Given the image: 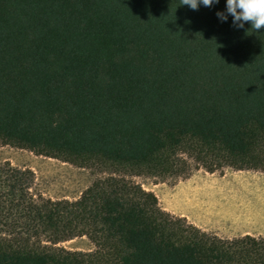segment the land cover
<instances>
[{
    "label": "trees",
    "instance_id": "trees-1",
    "mask_svg": "<svg viewBox=\"0 0 264 264\" xmlns=\"http://www.w3.org/2000/svg\"><path fill=\"white\" fill-rule=\"evenodd\" d=\"M0 0V142L108 167L73 200L0 162V264H264V236L221 237L116 172L264 168V29L224 0ZM86 235L89 251L60 242Z\"/></svg>",
    "mask_w": 264,
    "mask_h": 264
},
{
    "label": "rangeland",
    "instance_id": "rangeland-1",
    "mask_svg": "<svg viewBox=\"0 0 264 264\" xmlns=\"http://www.w3.org/2000/svg\"><path fill=\"white\" fill-rule=\"evenodd\" d=\"M9 161L34 173L32 192L50 199L73 200L91 182L111 173L108 167L79 166L61 159L0 142V162ZM152 191L159 205L221 237L264 236V168L212 172L198 166L186 176H159L116 172ZM69 250L89 251L93 243L77 235L59 243Z\"/></svg>",
    "mask_w": 264,
    "mask_h": 264
},
{
    "label": "clouds",
    "instance_id": "clouds-1",
    "mask_svg": "<svg viewBox=\"0 0 264 264\" xmlns=\"http://www.w3.org/2000/svg\"><path fill=\"white\" fill-rule=\"evenodd\" d=\"M218 0H180L192 10L199 6L212 7ZM218 20L223 22L231 16V23L236 28H243L247 22L252 31L264 29V0H224L223 11L215 12Z\"/></svg>",
    "mask_w": 264,
    "mask_h": 264
},
{
    "label": "crops",
    "instance_id": "crops-1",
    "mask_svg": "<svg viewBox=\"0 0 264 264\" xmlns=\"http://www.w3.org/2000/svg\"><path fill=\"white\" fill-rule=\"evenodd\" d=\"M190 222H192V223L195 224L196 226H198V227H200L201 229H203V228H202V227H203L202 223H197V222H195V221L192 220V219H190ZM204 229H207V228L204 227ZM204 229H203V230H204Z\"/></svg>",
    "mask_w": 264,
    "mask_h": 264
}]
</instances>
